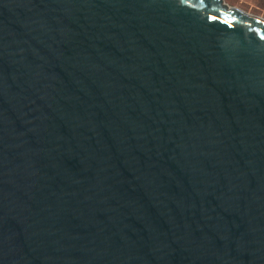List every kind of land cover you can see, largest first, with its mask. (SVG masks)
Here are the masks:
<instances>
[{"label": "water", "instance_id": "1", "mask_svg": "<svg viewBox=\"0 0 264 264\" xmlns=\"http://www.w3.org/2000/svg\"><path fill=\"white\" fill-rule=\"evenodd\" d=\"M0 264H264V17L0 0Z\"/></svg>", "mask_w": 264, "mask_h": 264}, {"label": "rangeland", "instance_id": "2", "mask_svg": "<svg viewBox=\"0 0 264 264\" xmlns=\"http://www.w3.org/2000/svg\"><path fill=\"white\" fill-rule=\"evenodd\" d=\"M225 2L248 13L264 17V0H225Z\"/></svg>", "mask_w": 264, "mask_h": 264}]
</instances>
